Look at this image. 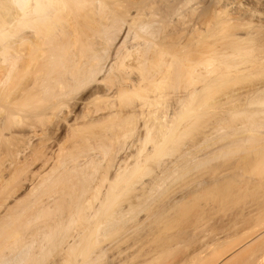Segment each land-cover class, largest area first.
<instances>
[{
    "label": "bare ground",
    "instance_id": "1",
    "mask_svg": "<svg viewBox=\"0 0 264 264\" xmlns=\"http://www.w3.org/2000/svg\"><path fill=\"white\" fill-rule=\"evenodd\" d=\"M220 152L244 162L193 173ZM252 156L264 0H0V264H148L202 231L201 201L252 196ZM258 219L214 262L201 234L191 256L236 264Z\"/></svg>",
    "mask_w": 264,
    "mask_h": 264
},
{
    "label": "rangeland",
    "instance_id": "2",
    "mask_svg": "<svg viewBox=\"0 0 264 264\" xmlns=\"http://www.w3.org/2000/svg\"><path fill=\"white\" fill-rule=\"evenodd\" d=\"M242 118H243V113H242V111H240L239 110V112L236 114V116H235V120L237 121V122H239V121H241L242 120ZM196 134L195 135H193V137H195V138H198L199 137V135H198V132H195ZM221 142H225V141H221ZM220 142H218V144H217V146H219V145H222L223 143H220ZM219 153V152H218ZM226 153H229L230 154V152H226ZM225 152H220V154L216 157V158H214L213 160H212V162H210V163H207L206 165H204V167H202V168H200V169H198V170H196V171H194L193 173L194 174H200V173H204V172H213V171H215L216 172V170L218 171V172H226V171H228V170H231L232 168H233V165L235 166V164H237V163H241L242 161V158H241V156L239 155L238 157H237V153H235V154H233V156L231 155V157H230V155H227ZM224 154H226V155H224ZM236 157H235V156ZM217 158H219V159H217ZM255 156L253 157L252 156V159L251 158H249L250 160H249V162L250 163H248L247 164V168H249L247 171L249 172H253V169L255 168L256 169V166H257V168H259L260 169V164L259 165H256V166H253L254 164V162L255 161H257V160H255ZM241 159V160H240ZM238 161H240V162H238ZM237 162V163H236ZM244 162V161H243ZM243 162L241 163V164H243ZM262 162V161H261ZM261 162H259V161H257V164L258 163H261ZM264 163L262 162L261 163V165H263ZM232 167V168H231ZM253 167V168H252ZM261 168H263V169H260L259 170V172L258 173H260V174H258V175H260L259 176V179H260V177H261V175H264L263 174V172H264V166L263 167H261ZM251 169V170H250ZM263 170V171H262ZM258 171V170H257ZM257 171L255 170V174H257ZM261 171H262V174H261ZM254 174V176H256ZM257 177V176H256ZM263 177V176H262ZM258 178V177H257ZM263 179V178H262ZM260 181V180H259ZM261 181H263V180H261ZM264 182H262V183H260L262 186H260V184L258 185V188H260V189H258L257 188V190L259 191V192H257V190L255 191L254 190V192L253 193H260V191H262V189L261 188H264V184H263ZM175 186H177V185H175ZM255 187H257V186H255ZM252 190H253V188H251ZM251 189H249V190H251ZM255 189V188H254ZM248 190V191H249ZM252 190H251V192H252ZM251 192L249 193V192H245V194H247V196L250 194V195H252V196H248V197H246V195H245V197H246V199H245V197H243V199L240 197V196H243V194H244V192H242L243 194L241 195V193H240V196L238 195V197L239 198H236L237 200H235V202H232V201H229V200H226V203H224V204H222V205H219V203L217 202V200H216V202L218 203V205H217V203L214 201V203H215V206L218 208V209H215L214 207V209L212 208L211 209V211H210V209L209 208H211V205H210V203H211V201H208V202H205L206 200H204V201H201V208H202V210L203 211H205V209H207L206 211H205V213L206 212H208L207 214H203L202 216H201V218H197L196 219V221H195V223L198 225V226H201V227H203V229H202V231H198V235H195L194 237L193 236H191V239H189L190 237L188 236H186L187 238H188V240H186V242L185 241H183V240H185L184 238L182 239V237L181 238H178L177 239V241L179 242L180 241V243L179 244H176V242H175V244L176 245H178V246H180V247H175L174 246V248H176V249H174V250H171V252H169V253H166L165 255H162L161 257H159L158 259H156V260H154V261H152V262H150V263H148V264H177L178 262H180L182 259H192L191 261H194V262H196L195 264H197L198 262H200V261H202V260H204L203 259V257L206 259V256H207V254H208V258H209V255L210 254H212V253H214V254H212V255H210V256H212V257H210V259H212L213 258V262H214V259H216V258H218L220 255L219 254H221L222 255V251H225V249H226V251L229 249L228 248V246L229 245H231V244H229V243H232V242H230V240H232L234 237H236V235H237V237H239L240 235H242V237L244 238V237H246V236H243V235H245L246 233H248L249 232V229H250V227L251 226H253V225H255L256 223H257V219L259 218V217H261V219L263 218V213H264V200L262 201V200H259V199H261V197H262V199H264V194H263V196H261L260 198H258V200H255V199H257V198H255L256 197V195L254 196L253 195V193L251 194ZM264 192V189H263V191L261 192V193H263ZM261 193H260V195H261ZM259 195V196H260ZM252 197H254V198H252ZM257 197H258V195H257ZM251 198L252 199H254V200H252V202L254 201L255 203L257 202V201H262V202H260V203H256L257 205H259V206H256L257 208H255L254 209V211H252V214H254V215H252L249 211H251V210H253V209H251V208H253V207H255V206H251V204H253V203H250L251 202ZM241 199V200H240ZM248 199H249V202H248ZM247 200V201H246ZM236 202H237V204H236ZM204 203V204H203ZM214 203H213V205H214ZM242 203L243 204H248V206H246L247 207V209H245L244 210V208H245V206L243 207V208H241V206H242ZM250 203V204H249ZM263 204V205H262ZM251 207H250V206ZM253 205H255V204H253ZM261 205V206H260ZM232 206V207H231ZM239 207V208H238ZM250 207V208H249ZM241 208V209H240ZM208 209H209V211H208ZM243 209V210H242ZM251 209V210H250ZM235 210H240L241 212H242V214H243V211H244V215L242 216V215H240V214H237V212L238 213H240L239 211H236V213H235ZM255 210H258V211H260V210H262V211H260V212H258L259 214H262V216H260V215H258V213L255 211ZM254 212V213H253ZM248 213H250V214H248ZM233 215H235V216H233ZM236 215H237V217H236ZM240 215V216H239ZM247 215H250V216H247ZM256 215V216H255ZM259 217H258V216ZM239 216V217H238ZM233 218V219H232ZM244 220H242V219ZM246 220H245V219ZM249 218H251L250 220H249ZM255 218V219H254ZM233 220V221H232ZM255 220V221H254ZM192 221V220H191ZM239 221H242V222H240V223H243V224H241V225H239L240 223H239ZM247 221V222H246ZM261 220H259L258 219V222L259 223H261L260 222ZM246 222V223H245ZM252 222H254V223H252ZM264 221H262V223H263ZM229 223V224H228ZM237 223V224H236ZM261 223V224H262ZM227 224V225H226ZM182 225H185V222H183L182 223ZM240 226H242V228L240 227ZM245 226V227H244ZM256 228L259 226V224L257 223L256 225ZM255 226H253L254 228H255ZM211 227V228H210ZM230 227H231V229H230ZM244 227V228H243ZM207 228V229H206ZM224 228V229H223ZM232 228H234V229H232ZM254 228H252L251 227V231H253V230H255ZM208 229H210V230H208ZM229 229H230V232H229ZM238 229H239V232L241 233H239L238 232ZM248 229V230H247ZM228 230V231H227ZM244 230H246V232L244 231ZM211 231V232H210ZM217 231V232H216ZM220 231V232H219ZM225 231H227L226 233H225ZM242 231V232H241ZM250 231V232H251ZM212 233V235H210L209 233H208V236L206 235V234H204V233ZM222 232V233H221ZM235 233V235H232L230 238L229 237H227V240L229 241H226V239L225 238H222V241H224L222 244H221V238H220V236H222V237H224V235L225 236H228V234L229 235H231L232 233ZM237 232V233H236ZM243 232H245V234L243 233ZM249 232V233H250ZM203 233V234H202ZM214 233V234H213ZM233 233V234H234ZM199 234H201V236L203 235V236H205L206 238H208V239H211L212 241H213V245L211 244V247H210V250H208L209 252H212V253H208V251L207 250H205L204 252L206 253H198V255H197V257H199L201 254H204V256H202V258H201V256L199 257V259L195 256V257H192L191 256V254L193 253V252H195L194 250H196V249H198V248H202L200 245H204L206 242H210V241H208V240H205L204 239V237H201ZM218 234H220V235H218ZM247 235V234H246ZM199 236L201 237V238H203L204 239V241H205V243L203 244V240H199V239H196V238H199ZM215 237H217V238H215ZM186 238V239H187ZM230 240H229V239ZM239 238H241V236L239 237ZM180 239V240H179ZM224 239V240H223ZM235 239V241L234 242H236V240L238 239V238H234ZM233 239V240H234ZM197 240V241H196ZM215 240V241H214ZM239 240V239H238ZM199 241V242H198ZM225 241H226V243H225ZM200 242H202V244L200 243ZM227 242H228V244H227ZM233 242V243H234ZM264 242V241H263ZM182 243V244H181ZM211 243V242H210ZM224 243L225 244H227L228 246L227 247H225L224 246ZM232 243V244H233ZM260 243V242H259ZM257 243H255V245H256ZM258 245V244H257ZM254 246L255 248L253 249V250H251V251H248V252H244L245 254H243L242 256L241 255H239V256H241V258H238V261L237 262H239V263H237L236 262V264H264V243H261L260 245H258V246ZM215 246H216V248H215ZM224 246V247H223ZM195 247H197V248H195ZM217 247H218V249L219 250H217ZM221 247H223V248H221ZM230 247V246H229ZM212 248V249H211ZM221 248V249H220ZM200 249L199 250H197V252L198 251H200ZM214 249V250H213ZM215 249H216V251H215ZM212 250V251H211ZM218 251V252H217ZM222 252V253H221ZM217 253H219V254H217ZM194 254V253H193ZM200 254V255H199ZM63 254L62 253H60V252H56L55 254H54V256L57 258V260H60L63 256H62ZM206 255V256H205ZM215 255H217L218 257H215L214 258V256ZM238 256V257H239ZM208 258L205 260V262L204 263H206V261H208ZM199 260V261H196V260ZM202 259V260H201ZM210 259H209V261L208 262H211L210 261ZM202 262V263H203ZM234 262H235V260H234ZM185 264V263H184ZM194 264V263H193ZM199 264V263H198ZM208 264V263H207ZM210 264V263H209Z\"/></svg>",
    "mask_w": 264,
    "mask_h": 264
}]
</instances>
